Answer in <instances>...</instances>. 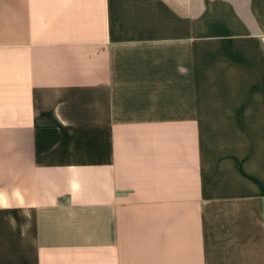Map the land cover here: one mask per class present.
<instances>
[{
	"label": "crops",
	"instance_id": "obj_1",
	"mask_svg": "<svg viewBox=\"0 0 264 264\" xmlns=\"http://www.w3.org/2000/svg\"><path fill=\"white\" fill-rule=\"evenodd\" d=\"M0 264H264V0H0Z\"/></svg>",
	"mask_w": 264,
	"mask_h": 264
}]
</instances>
